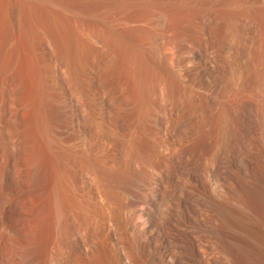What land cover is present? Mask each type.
<instances>
[{
  "label": "rangeland",
  "instance_id": "obj_1",
  "mask_svg": "<svg viewBox=\"0 0 264 264\" xmlns=\"http://www.w3.org/2000/svg\"><path fill=\"white\" fill-rule=\"evenodd\" d=\"M181 2L0 0V264H125L114 238L131 264H161L156 256L223 264L222 250L204 240L195 196L238 210L220 178L245 187L248 160L261 171L264 103L252 93V122L244 102L230 128L217 123L222 70L211 105L194 79L202 78L200 8ZM163 76L177 79L166 82L173 94L164 105L154 86ZM155 173L161 185L150 201ZM146 234L156 255L133 249Z\"/></svg>",
  "mask_w": 264,
  "mask_h": 264
},
{
  "label": "bare ground",
  "instance_id": "obj_2",
  "mask_svg": "<svg viewBox=\"0 0 264 264\" xmlns=\"http://www.w3.org/2000/svg\"><path fill=\"white\" fill-rule=\"evenodd\" d=\"M181 1L185 2V0L184 1L179 0V2ZM191 1L196 2L200 8V9L198 8L199 10L197 9L199 11V12L197 11L198 12L197 15H199L197 18L200 19V22L203 24V33L205 36V40L201 43L200 51H199L200 58L202 59V69L199 77L202 78L200 79V82H199V78L196 77L194 79L195 80L197 79L199 88H201V91H203L205 97L208 99V102L212 105L213 103H217L216 101L219 100L218 97L215 96V93H217V91L220 88L216 86L218 84H217V76L215 72L220 73V70H222V73L220 74H222L221 82L224 87L223 88L224 95L221 99L222 108L220 111L218 110L220 114L218 116L219 119L217 120H219L220 122L218 121L217 123L221 124L222 127L224 126L225 129L230 128L229 126L233 124L232 119H234V116L240 114L242 111V110L240 111L239 108L236 109L237 108L236 106L238 105L242 106L244 102L248 104V108L245 111L242 108L244 111L243 115H246L247 118L249 117V120L252 122L251 118L253 113L251 111L253 110L254 105L256 104L258 105V99H256V96L255 97L251 96V94L254 93L255 95H257L259 100H261L262 104L264 103V90L261 93L263 89L262 77L264 76V0H191ZM206 10H211V12L212 11L214 12L213 19H211L209 15L205 13ZM210 24L220 25V30L217 31L213 30L211 27H209ZM172 57L173 55H171V53L168 54V63L170 65L172 64L171 62ZM170 65H169V69H170ZM167 77L165 78L163 76V78H165L166 80L159 79L158 83L157 84L155 83L154 85L155 87H158L157 95L159 99L158 98L157 99L162 105H164L168 101L167 98L169 99L171 94H173V91L171 89L170 90L172 91V93L170 94L171 91L168 90L169 88H167V92L164 91V88H166L167 86V85L165 86L166 82L167 84L170 82V87H171V82L173 83L174 81L176 82L177 80L172 76L169 78ZM187 77L188 76H185L184 78H181V80L186 81L188 79ZM190 79L194 81L193 78ZM172 85H174V83ZM150 96H152V94H150L149 97L146 98H152ZM145 106L148 105L145 103ZM218 127L216 130H218ZM222 127L220 128V130L223 129ZM132 148H133L132 146L128 147V151H129L128 153H131L130 155L133 156L136 154V152L134 153V149ZM252 163H253L252 160H248V164L246 166V169L244 170V175L247 178L248 186L246 185L244 187L243 186L244 184L241 185L238 181L234 180L233 175L223 176V178L222 177L220 178V180L222 179L224 181L223 188H221L220 190L221 194H223L225 198L228 199L230 198L234 200L237 204L235 202L233 203L237 205L236 208H238V210L234 209L235 207L232 206L233 204L220 205L213 200L212 201L209 200V197L207 200L198 195L195 196L198 202L200 203L199 205H201L202 208L204 209L202 213L199 211L200 208L197 209L198 212L202 214L201 217V221H202L201 223L203 225L202 232H203V236H205L206 238L204 240L207 241V237H208L209 238L208 241L211 247L213 246L215 247V249L219 248L222 250L223 260L222 259L221 260L223 264H264V164L261 167V171H256V170L254 171L252 169L254 167L250 168ZM228 165L231 166L232 161L230 162L229 160ZM159 176H160L159 173L158 174L155 173L154 176L155 184L152 185V191L150 190L151 191L150 196L149 197L147 196V199L150 201L155 200L159 186L161 185V180ZM187 193H190V190ZM188 195L185 197L186 201ZM211 196L215 197L213 195ZM189 197L191 196L189 195ZM227 203H229V201ZM234 214L235 215L238 214V216L240 214V217L243 216L245 220L251 222L254 228L262 233L263 240L257 239L256 237L252 238L250 237V235H248V233L246 234L245 228L242 226V224L237 223V221L235 222V220L233 221L231 216ZM145 232L148 231L145 230ZM167 233L170 232L167 231ZM140 239L142 240H139L138 238L140 243H136V244L132 243L133 249L142 253L143 255L145 254V252H148V254H151L152 252L156 255V251H153L152 244L149 242L151 237L148 234H146V237H142V238L140 237ZM201 239H203V237ZM114 240L112 241L113 248L114 246H117L118 247L117 250H119L120 256L123 259L124 263L131 264V262L134 261L130 252L131 250L125 247L126 243L125 245L124 242L119 243L118 242L119 239L117 238H114ZM200 240H198V242ZM129 241H132L131 238ZM134 241L136 242V239ZM199 245L200 244L197 245L199 248H197L196 250H199V253H203L204 255L206 254L207 256L208 255L207 251H205L206 253L200 252V247L202 245L200 246ZM207 247H209V245H207ZM203 250L204 249H201V251ZM211 252L209 253L211 254ZM154 258H156V261L158 259L159 263L161 264H185L184 262H186L178 258L174 260L171 259V261L165 260L164 262L158 256ZM203 258L205 261H208L207 258H206L207 260L205 259V256ZM189 261H187V263Z\"/></svg>",
  "mask_w": 264,
  "mask_h": 264
}]
</instances>
